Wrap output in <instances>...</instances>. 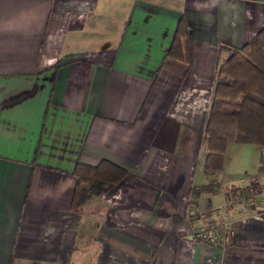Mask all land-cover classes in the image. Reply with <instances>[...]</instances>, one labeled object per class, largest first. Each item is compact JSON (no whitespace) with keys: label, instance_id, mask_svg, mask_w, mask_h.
<instances>
[{"label":"crops","instance_id":"0c3cea01","mask_svg":"<svg viewBox=\"0 0 264 264\" xmlns=\"http://www.w3.org/2000/svg\"><path fill=\"white\" fill-rule=\"evenodd\" d=\"M262 28L264 0H0V264H264V201L225 245L193 235L224 188L264 189V146L202 171L217 66ZM100 159L127 174L73 211Z\"/></svg>","mask_w":264,"mask_h":264},{"label":"trees","instance_id":"16d2710c","mask_svg":"<svg viewBox=\"0 0 264 264\" xmlns=\"http://www.w3.org/2000/svg\"><path fill=\"white\" fill-rule=\"evenodd\" d=\"M224 51L226 56L216 69L204 127L206 154L202 171L207 175L221 172L228 143L264 146V28L239 49ZM166 55L183 61L187 59L181 21ZM71 174L75 177L71 209L76 211L85 199L107 190L127 171L109 160L100 159L94 165L76 162ZM208 186L202 185L200 189Z\"/></svg>","mask_w":264,"mask_h":264},{"label":"built area","instance_id":"2783aa9c","mask_svg":"<svg viewBox=\"0 0 264 264\" xmlns=\"http://www.w3.org/2000/svg\"><path fill=\"white\" fill-rule=\"evenodd\" d=\"M264 189L256 181L245 186H228L223 189L220 204L203 212H196L195 238L211 245H225L231 241L234 231L229 211L237 207L244 215L251 213V205L263 203Z\"/></svg>","mask_w":264,"mask_h":264},{"label":"rangeland","instance_id":"374dc122","mask_svg":"<svg viewBox=\"0 0 264 264\" xmlns=\"http://www.w3.org/2000/svg\"><path fill=\"white\" fill-rule=\"evenodd\" d=\"M227 186V185H226ZM222 187H225V185L224 186H222ZM221 199H223V197H221Z\"/></svg>","mask_w":264,"mask_h":264}]
</instances>
